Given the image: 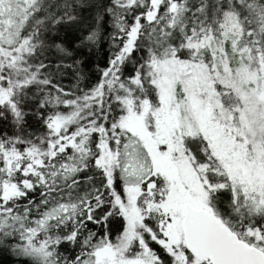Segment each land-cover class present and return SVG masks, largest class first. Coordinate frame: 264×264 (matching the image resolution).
<instances>
[{"label": "snow or ice", "instance_id": "obj_1", "mask_svg": "<svg viewBox=\"0 0 264 264\" xmlns=\"http://www.w3.org/2000/svg\"><path fill=\"white\" fill-rule=\"evenodd\" d=\"M0 251L264 264V0H0Z\"/></svg>", "mask_w": 264, "mask_h": 264}, {"label": "trees", "instance_id": "obj_2", "mask_svg": "<svg viewBox=\"0 0 264 264\" xmlns=\"http://www.w3.org/2000/svg\"><path fill=\"white\" fill-rule=\"evenodd\" d=\"M71 39V36L68 37ZM108 45L107 43L102 44L98 49L92 52L85 51L83 53V59L85 61V71L89 74L91 80L94 82L98 77L96 74V68L104 67L107 64L108 58ZM65 84H69V80L64 81ZM0 264H16V260L7 251H0Z\"/></svg>", "mask_w": 264, "mask_h": 264}]
</instances>
